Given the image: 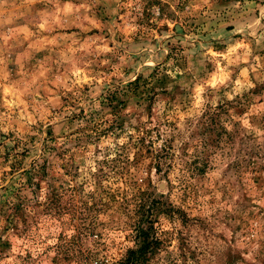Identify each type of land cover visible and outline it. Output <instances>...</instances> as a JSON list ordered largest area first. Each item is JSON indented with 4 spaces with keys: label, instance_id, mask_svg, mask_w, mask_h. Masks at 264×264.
Instances as JSON below:
<instances>
[{
    "label": "rangeland",
    "instance_id": "374dc122",
    "mask_svg": "<svg viewBox=\"0 0 264 264\" xmlns=\"http://www.w3.org/2000/svg\"><path fill=\"white\" fill-rule=\"evenodd\" d=\"M141 219L144 264H264V0H0V264H118Z\"/></svg>",
    "mask_w": 264,
    "mask_h": 264
},
{
    "label": "trees",
    "instance_id": "16d2710c",
    "mask_svg": "<svg viewBox=\"0 0 264 264\" xmlns=\"http://www.w3.org/2000/svg\"><path fill=\"white\" fill-rule=\"evenodd\" d=\"M217 110L208 112L207 118L209 123L216 124L215 119V113ZM146 130V129H145ZM147 132H150L147 130ZM158 137L161 136V133L157 135ZM205 137V135H204ZM168 139H165L164 143L160 145V147L155 148L152 144V141L150 140L149 145L145 144L146 140L145 138L141 137L139 138V143L141 144L139 146V149H145L147 147V152L151 153L154 159L155 167L158 172L162 170V168L167 164H172V159L174 158L175 151L173 150V146L168 143ZM208 143L204 138V147H207ZM196 158L199 159V155H196ZM193 167V168H192ZM206 169V162L200 163V161H196V163L193 166H189V170H191V173H197L201 174L204 173ZM53 198V197H52ZM145 220L141 219L137 221L135 229L137 230V238L139 240V245L136 248H130L127 252V255L120 261L118 264H144L149 260L150 254H153V251L150 250V248L157 243V239L150 238V232L146 231L144 228ZM153 224V223H151Z\"/></svg>",
    "mask_w": 264,
    "mask_h": 264
}]
</instances>
